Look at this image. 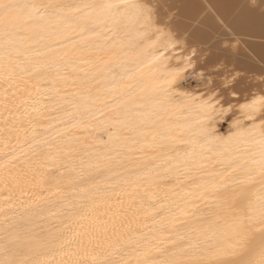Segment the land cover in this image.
Instances as JSON below:
<instances>
[{"label":"snow or ice","instance_id":"obj_1","mask_svg":"<svg viewBox=\"0 0 264 264\" xmlns=\"http://www.w3.org/2000/svg\"><path fill=\"white\" fill-rule=\"evenodd\" d=\"M181 8L215 25L178 36ZM245 45L264 69V0H0V264H88L43 257L101 234L91 264H264V197L222 235L204 219L220 190L264 186V74L236 116L247 77L209 67ZM97 121L103 149L78 135Z\"/></svg>","mask_w":264,"mask_h":264},{"label":"bare ground","instance_id":"obj_2","mask_svg":"<svg viewBox=\"0 0 264 264\" xmlns=\"http://www.w3.org/2000/svg\"><path fill=\"white\" fill-rule=\"evenodd\" d=\"M66 2H76V0H66ZM214 2V0H213ZM223 11V9H221ZM194 12L188 8H181L177 11L176 16L171 20V27L179 36L181 30L191 29V30H210L215 25V20L211 16H202L199 21L193 20ZM258 50V49H257ZM250 49H247V46H243L235 48L232 50L231 54L228 57H222L219 64H210L209 67L215 69L217 80H221L223 77H229V73L235 72L239 73L240 76L247 77L248 79L251 78L256 82L251 84H245L241 86V84H237L236 87L233 89L237 92V96L235 98L231 97L230 95L226 94L227 98L230 99L231 103L235 106L234 111L236 116H241L239 106L241 104L247 103L252 97L250 93L258 92V81L262 74H264V69H262L261 64L257 58L255 62L249 59L248 52ZM212 56L210 51L206 50V55L203 58L204 61ZM199 70V69H198ZM247 97V99H245ZM258 114V113H257ZM247 124V122H245ZM231 126V121L226 123L225 128H221L222 135H228L229 128ZM116 133L115 128H111L108 126L107 121H97L91 128L87 130H80L78 131V135H81L82 139H89L94 147L103 149L107 144L110 143L109 137H114ZM53 191H56L53 189ZM235 193V194H234ZM38 194L42 195H49L48 192H40ZM220 200L213 203V207L220 210L221 215L219 218L216 217H205L206 221L212 222V228L214 231H218L219 234L226 233L230 230V226L232 225L233 221L238 217H245L249 214V202H258L260 197H264V186L261 185L260 177L257 176L254 183L245 184L242 188L233 189L229 188L227 191L220 190L216 193ZM7 196V192L0 190V201H2ZM56 199V197H53ZM127 198L125 197V200ZM15 211H19L16 209ZM115 212V205L111 208L101 204L93 219L97 217L100 220L108 221L111 224L114 217L112 213ZM11 215V213H9ZM45 219L40 221L42 227H48L52 224L59 225V221L57 219L60 216V213L57 211L55 206H48L44 209ZM3 218V214H0V219ZM105 225H100V227H104ZM89 225L85 222L84 228H81L78 223L73 222L69 230L61 237V239L67 240L72 237V233L80 231L85 232L88 229ZM207 227V225H205ZM258 227V226H257ZM209 236H212L213 233L209 232ZM109 236L112 235L111 230L108 233ZM254 237V242L258 246L260 242V233L258 231H254L252 233ZM78 240H82L83 247L85 249H95L92 252H84L80 254L78 257H69L65 256L62 251L55 250L48 252V254L43 257L45 259H55L57 261L60 260H68L72 259H80L85 260L88 264H91V256L98 255L99 249L97 248L98 242L103 241V235L101 234L100 240L93 239L92 243H88V236L84 235ZM80 244H73L72 251H75Z\"/></svg>","mask_w":264,"mask_h":264},{"label":"rangeland","instance_id":"obj_3","mask_svg":"<svg viewBox=\"0 0 264 264\" xmlns=\"http://www.w3.org/2000/svg\"><path fill=\"white\" fill-rule=\"evenodd\" d=\"M254 82H256V80L254 81L253 79H251V78H247V80L246 81H244V83L243 84H241V86H243V85H245V84H251V83H254ZM226 127V123L224 124V126H223V128H225Z\"/></svg>","mask_w":264,"mask_h":264}]
</instances>
